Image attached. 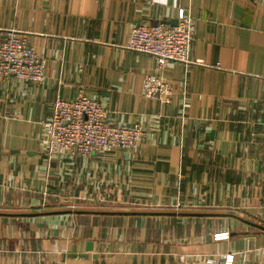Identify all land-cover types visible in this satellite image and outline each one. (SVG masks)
Returning <instances> with one entry per match:
<instances>
[{"label": "crops", "instance_id": "0c3cea01", "mask_svg": "<svg viewBox=\"0 0 264 264\" xmlns=\"http://www.w3.org/2000/svg\"><path fill=\"white\" fill-rule=\"evenodd\" d=\"M181 8L190 63L126 47ZM0 29L47 62L41 83L0 78V264H264V0H0ZM157 71L170 101L144 95ZM79 92L145 138L50 156L55 96Z\"/></svg>", "mask_w": 264, "mask_h": 264}, {"label": "built area", "instance_id": "2783aa9c", "mask_svg": "<svg viewBox=\"0 0 264 264\" xmlns=\"http://www.w3.org/2000/svg\"><path fill=\"white\" fill-rule=\"evenodd\" d=\"M195 30V17L189 10L181 8L177 25L163 21L134 25L126 47L153 55L157 70L161 71L171 61L191 62L190 49ZM46 65V59L34 51L24 33L0 29V78L15 77L25 82L41 83L45 79ZM158 71L145 78L144 95L170 101L173 83ZM46 125L50 156L59 153L71 157L109 154L117 149H132L146 136L140 123L117 121L109 109L83 92L70 98L57 93L52 116ZM44 195L48 196L47 190ZM174 207L180 209L182 205L177 203ZM228 237L227 231L216 234V239ZM233 260L232 253L223 257L224 264H233Z\"/></svg>", "mask_w": 264, "mask_h": 264}, {"label": "water", "instance_id": "95a60500", "mask_svg": "<svg viewBox=\"0 0 264 264\" xmlns=\"http://www.w3.org/2000/svg\"><path fill=\"white\" fill-rule=\"evenodd\" d=\"M163 22H166V23H170L172 25H177L178 23V19H175L174 21H163ZM259 228H261L262 230H264V226H261V225H257ZM88 248H91V243L88 245ZM85 255V254H84Z\"/></svg>", "mask_w": 264, "mask_h": 264}]
</instances>
